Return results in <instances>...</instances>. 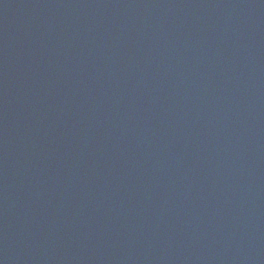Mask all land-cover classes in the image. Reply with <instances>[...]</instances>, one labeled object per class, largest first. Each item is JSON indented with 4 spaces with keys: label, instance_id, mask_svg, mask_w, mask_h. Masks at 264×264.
Listing matches in <instances>:
<instances>
[{
    "label": "water",
    "instance_id": "obj_1",
    "mask_svg": "<svg viewBox=\"0 0 264 264\" xmlns=\"http://www.w3.org/2000/svg\"><path fill=\"white\" fill-rule=\"evenodd\" d=\"M0 264H264V0H0Z\"/></svg>",
    "mask_w": 264,
    "mask_h": 264
}]
</instances>
